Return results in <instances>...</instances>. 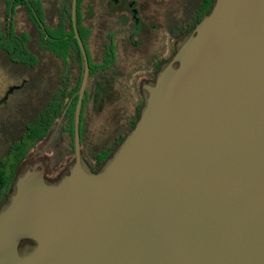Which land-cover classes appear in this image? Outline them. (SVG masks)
<instances>
[{"label": "water", "instance_id": "95a60500", "mask_svg": "<svg viewBox=\"0 0 264 264\" xmlns=\"http://www.w3.org/2000/svg\"><path fill=\"white\" fill-rule=\"evenodd\" d=\"M76 37L74 159L56 179L39 146L19 166L0 264H264V0H215L143 83L138 120L98 171L81 144L90 64Z\"/></svg>", "mask_w": 264, "mask_h": 264}, {"label": "flooded vegetation", "instance_id": "af4514ba", "mask_svg": "<svg viewBox=\"0 0 264 264\" xmlns=\"http://www.w3.org/2000/svg\"><path fill=\"white\" fill-rule=\"evenodd\" d=\"M214 3L215 0H76V4L75 0L21 1L24 40H30L32 29L35 33L37 90L41 96L50 97L56 107L61 106L62 112L34 147L39 146L38 157L44 160L50 179L58 178L75 154L68 146L72 139L66 114L72 109L76 113L85 68L76 34L84 43L90 64L81 105V144L92 170L98 171L123 129L133 121L139 98L143 99V83L156 78L162 65L174 56L177 42L193 31ZM18 80L0 98L5 99L0 109L3 105L14 106L17 97H24L22 90L29 79L24 75ZM15 86L18 88L8 93ZM102 97L112 100L106 103ZM98 105H106L98 116L99 122L91 115ZM124 114L126 119L119 117ZM102 143L105 145L100 149L95 148ZM63 158L65 165L59 166Z\"/></svg>", "mask_w": 264, "mask_h": 264}, {"label": "trees", "instance_id": "16d2710c", "mask_svg": "<svg viewBox=\"0 0 264 264\" xmlns=\"http://www.w3.org/2000/svg\"><path fill=\"white\" fill-rule=\"evenodd\" d=\"M21 1L0 0V69L13 79L18 80L24 75L29 79L22 90L24 97H17L15 105L12 106L14 108L7 115L0 117V206L11 189L19 166L31 150L45 138L54 121L62 113L61 106L56 107L50 97L41 96L37 90L34 77L37 72L35 33L32 29L29 32L30 40H24L20 14ZM142 100L140 98L139 109L133 115L130 126L123 129V134L106 157L114 152L134 127L140 116ZM76 102L77 96L74 106ZM66 120L74 152V109L66 114ZM106 141L104 143L108 144ZM104 143L98 144L95 148L100 149L105 145Z\"/></svg>", "mask_w": 264, "mask_h": 264}, {"label": "rangeland", "instance_id": "374dc122", "mask_svg": "<svg viewBox=\"0 0 264 264\" xmlns=\"http://www.w3.org/2000/svg\"><path fill=\"white\" fill-rule=\"evenodd\" d=\"M19 80H16V79H13V77H11V76H9L8 74H6L5 72H3L2 71V69H0V98H2L3 96H4V94H5V92L7 91V89L9 88V86L10 85H13L14 83H17ZM104 98H106V97H102L101 99L102 100H104ZM107 99V101H106V103H108L109 101H111L112 100V97L111 98H106ZM140 99V98H139ZM15 103H16V101L14 102V105H15ZM105 106L106 105H104V106H96V109L94 108V111H92V113H91V115H92V117L94 118V121H97V122H99V118H98V116L100 115V113H103V111H102V108H105ZM2 108H6V109H2ZM2 108L0 109V117H1V115L3 116H5V115H7L8 113H9V111L12 109V108H14V107H12V105L11 104H9V106L8 107H5V105H3L2 106ZM129 115V114H128ZM130 116V115H129ZM120 118H124V119H126V117H127V115L126 114H124V115H122V116H119ZM105 132L106 130H102V132ZM70 142V141H69ZM70 148L72 147L71 146V144L69 143V145H68ZM65 161H66V159L65 158H63V159H60L59 161H58V164H59V166H63V165H65Z\"/></svg>", "mask_w": 264, "mask_h": 264}]
</instances>
